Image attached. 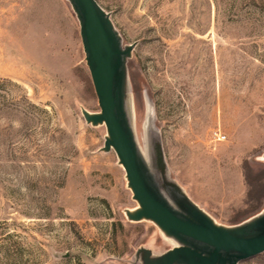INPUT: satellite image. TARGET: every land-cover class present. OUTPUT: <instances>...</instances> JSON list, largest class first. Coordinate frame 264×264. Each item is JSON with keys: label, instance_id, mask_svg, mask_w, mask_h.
I'll use <instances>...</instances> for the list:
<instances>
[{"label": "rangeland", "instance_id": "1", "mask_svg": "<svg viewBox=\"0 0 264 264\" xmlns=\"http://www.w3.org/2000/svg\"><path fill=\"white\" fill-rule=\"evenodd\" d=\"M95 1L130 49L123 107L152 185L225 229L263 215L259 1ZM99 113L69 0H0V264H144L181 245L130 219L106 128L85 120Z\"/></svg>", "mask_w": 264, "mask_h": 264}, {"label": "water", "instance_id": "2", "mask_svg": "<svg viewBox=\"0 0 264 264\" xmlns=\"http://www.w3.org/2000/svg\"><path fill=\"white\" fill-rule=\"evenodd\" d=\"M69 2L80 23L83 51L100 108L99 114H86L85 120L106 128L105 149L116 153L140 207L130 219L150 220L181 244L154 262L146 256L144 264H237L264 252V214L225 229L191 205L185 207L186 214L174 210L152 185L138 158L123 107L124 59L130 49L121 48L111 21L95 0Z\"/></svg>", "mask_w": 264, "mask_h": 264}, {"label": "built area", "instance_id": "3", "mask_svg": "<svg viewBox=\"0 0 264 264\" xmlns=\"http://www.w3.org/2000/svg\"><path fill=\"white\" fill-rule=\"evenodd\" d=\"M213 135H214V138H215L216 140H218V141H223V140H225V137L222 136V135H220V134H218L217 132L213 133Z\"/></svg>", "mask_w": 264, "mask_h": 264}, {"label": "trees", "instance_id": "4", "mask_svg": "<svg viewBox=\"0 0 264 264\" xmlns=\"http://www.w3.org/2000/svg\"><path fill=\"white\" fill-rule=\"evenodd\" d=\"M260 3V7L264 10V0H258Z\"/></svg>", "mask_w": 264, "mask_h": 264}]
</instances>
